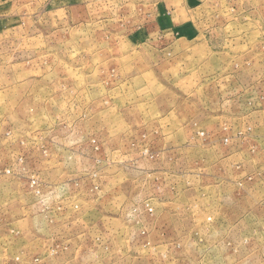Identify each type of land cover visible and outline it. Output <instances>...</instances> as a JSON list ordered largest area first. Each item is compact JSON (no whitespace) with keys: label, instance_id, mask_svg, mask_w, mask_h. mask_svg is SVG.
<instances>
[{"label":"rangeland","instance_id":"rangeland-1","mask_svg":"<svg viewBox=\"0 0 264 264\" xmlns=\"http://www.w3.org/2000/svg\"><path fill=\"white\" fill-rule=\"evenodd\" d=\"M157 1L0 0V264H264V0Z\"/></svg>","mask_w":264,"mask_h":264},{"label":"crops","instance_id":"crops-1","mask_svg":"<svg viewBox=\"0 0 264 264\" xmlns=\"http://www.w3.org/2000/svg\"><path fill=\"white\" fill-rule=\"evenodd\" d=\"M186 2L187 0L157 1L158 7L155 16V18L157 19L156 28L159 29L162 33H169L171 31H174L175 29H178L176 27L179 26V22H177L176 19H178L179 16L182 15L181 10H183V4H185Z\"/></svg>","mask_w":264,"mask_h":264}]
</instances>
